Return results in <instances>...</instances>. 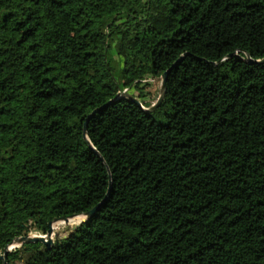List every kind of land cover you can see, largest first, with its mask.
I'll use <instances>...</instances> for the list:
<instances>
[{"label":"trees","instance_id":"obj_1","mask_svg":"<svg viewBox=\"0 0 264 264\" xmlns=\"http://www.w3.org/2000/svg\"><path fill=\"white\" fill-rule=\"evenodd\" d=\"M262 60L264 0H0V256L109 189L6 264H264Z\"/></svg>","mask_w":264,"mask_h":264},{"label":"water","instance_id":"obj_2","mask_svg":"<svg viewBox=\"0 0 264 264\" xmlns=\"http://www.w3.org/2000/svg\"><path fill=\"white\" fill-rule=\"evenodd\" d=\"M181 59H182V57L178 61H180ZM248 61H250V60H248ZM262 61H264V60H262ZM174 66H175V63L160 76V78H161V92H162V94H163V92H165V85H166L167 75H168L169 71L171 70V68L174 67ZM117 98L118 99H120V98L129 99L131 102H133L136 105H138L139 107H141L140 104H139V102L137 101V99H135L134 97H131V96H128V95H123V94H121L119 92V93H117ZM98 109H95L94 111H92L88 115V117L86 118V121H85V123L83 125V136L84 137L86 135V125H87V121H88V119L92 115L95 114V112ZM143 110H145V109H143ZM145 111L148 112V110H145ZM108 192H109V189H108L105 197L97 205H95L94 207H92L89 211H87L84 214L85 217H84V220L82 222H85L87 219L91 218L104 205V203L106 202L107 197H108ZM69 218H71V217H60L58 219H54L53 221L48 222V224H47V230H46V233L44 235H34V236L25 235V236L16 237L15 239H13L11 245L8 246V247H6L5 248V252L3 253V255L0 256V258L2 260V264H6V256H7V253L11 251V246L12 245L19 246V245H21L23 243H41V244H43L46 247L52 246L53 245V241L51 239V235H52V229H53V226L52 225H53V223L56 222V221H59V220H63L64 222H66V221H68Z\"/></svg>","mask_w":264,"mask_h":264},{"label":"rangeland","instance_id":"obj_3","mask_svg":"<svg viewBox=\"0 0 264 264\" xmlns=\"http://www.w3.org/2000/svg\"><path fill=\"white\" fill-rule=\"evenodd\" d=\"M150 80L147 83L142 82V89L141 91H144L145 89H152L151 91L154 92L155 90L160 92L161 88V78L160 77H149L147 78ZM84 215H78V216H73L68 219V221L64 222L63 220H59L53 223V229H52V235L51 239L54 241L55 239H65L67 235L69 234L70 230L74 229L77 227L82 221L84 220ZM71 219V220H70ZM29 236H34V235H44L40 232H35L31 230L28 233ZM18 246H11V250L16 248ZM15 264H21L20 262H15Z\"/></svg>","mask_w":264,"mask_h":264},{"label":"bare ground","instance_id":"obj_4","mask_svg":"<svg viewBox=\"0 0 264 264\" xmlns=\"http://www.w3.org/2000/svg\"><path fill=\"white\" fill-rule=\"evenodd\" d=\"M122 94H123V93H122ZM123 95H124V94H123ZM163 96H164V92H163V94H162V92H161V88H160V93H159V95H158L156 101H155L154 103H152V104L150 105V107L146 108L145 110H148V112L153 111V110L159 105V103L162 101ZM70 220H71V219H70Z\"/></svg>","mask_w":264,"mask_h":264}]
</instances>
